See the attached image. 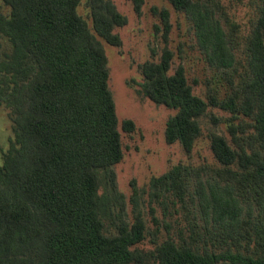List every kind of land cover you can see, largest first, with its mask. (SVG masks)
Wrapping results in <instances>:
<instances>
[{
  "label": "trees",
  "instance_id": "obj_1",
  "mask_svg": "<svg viewBox=\"0 0 264 264\" xmlns=\"http://www.w3.org/2000/svg\"><path fill=\"white\" fill-rule=\"evenodd\" d=\"M82 1L0 2V35L12 44L0 52V103L14 123L0 163V264H264V0H254L244 37L221 0H165L189 21L228 91L220 98L207 79L206 97L197 95L185 67L173 71L166 47L140 66V93L176 111L165 137L185 153L204 136L201 119L213 108L229 114L212 117L230 139L209 132L215 164L179 163L152 179L166 218L152 217L151 250L136 246L149 233L140 211L132 223L120 219L116 234L105 231L101 172L115 186L124 150L101 39L121 46L115 29L127 17L114 0H86L91 28ZM128 1L136 11L145 2ZM155 9L169 33L170 11ZM122 128L136 125L124 120Z\"/></svg>",
  "mask_w": 264,
  "mask_h": 264
},
{
  "label": "rangeland",
  "instance_id": "obj_2",
  "mask_svg": "<svg viewBox=\"0 0 264 264\" xmlns=\"http://www.w3.org/2000/svg\"><path fill=\"white\" fill-rule=\"evenodd\" d=\"M1 2V0H0ZM230 18L240 27L242 37L250 29L251 20L255 17L257 4L254 0H221ZM118 10L127 17V23L117 27L115 32L122 39L121 46H113L101 39L108 57L110 70L109 85L116 102L120 120L124 157L114 166L116 183L112 186L107 175L101 172L99 197L101 200V216L106 223V233L114 235L120 219L132 223L137 211L142 213L148 232L147 238L136 246L143 250H151L155 246L152 235L154 230L153 215L159 220L166 218L165 208L153 196L151 181L161 176L179 163L200 166L215 164L214 155L209 146L207 134L217 132L230 139L227 126L223 122H215L212 115L227 118L228 113L213 108L210 114L201 119L204 136L201 137L191 155L185 153L179 143L169 144L165 137L168 118L175 110L157 105L140 93L144 77L140 66L159 57L164 48L175 53L173 71L180 65L186 73L194 92L202 98L206 97L207 79L220 98L227 91V83L222 73L211 68L202 51L197 47L192 27L186 17L165 0H145L140 11L128 0H114ZM155 8H167L170 11L171 30L166 33L162 15ZM79 13L92 28L90 10L83 0ZM12 44L6 36L0 35V52H10ZM238 56L242 58L241 53ZM124 120H132L136 129L126 132L122 128ZM14 138V123L11 110L0 103V163ZM155 211H151V208ZM164 238V232L159 235Z\"/></svg>",
  "mask_w": 264,
  "mask_h": 264
}]
</instances>
